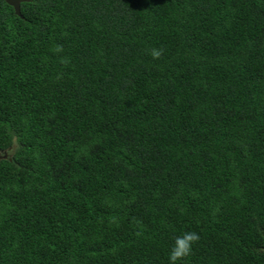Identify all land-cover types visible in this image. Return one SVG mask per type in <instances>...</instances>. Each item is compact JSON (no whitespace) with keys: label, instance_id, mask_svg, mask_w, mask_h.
<instances>
[{"label":"trees","instance_id":"obj_1","mask_svg":"<svg viewBox=\"0 0 264 264\" xmlns=\"http://www.w3.org/2000/svg\"><path fill=\"white\" fill-rule=\"evenodd\" d=\"M20 13L0 0V264H169L186 231L177 264H264V0Z\"/></svg>","mask_w":264,"mask_h":264},{"label":"clouds","instance_id":"obj_2","mask_svg":"<svg viewBox=\"0 0 264 264\" xmlns=\"http://www.w3.org/2000/svg\"><path fill=\"white\" fill-rule=\"evenodd\" d=\"M63 50L62 46L57 45L53 51L61 52ZM152 56L158 58L161 55L159 50H153ZM61 63H66L65 60H61ZM200 240L198 233L194 231H186L182 235L176 236L174 238V244L168 253L169 264H177L178 261H182L191 255L193 250V245H195Z\"/></svg>","mask_w":264,"mask_h":264},{"label":"water","instance_id":"obj_3","mask_svg":"<svg viewBox=\"0 0 264 264\" xmlns=\"http://www.w3.org/2000/svg\"><path fill=\"white\" fill-rule=\"evenodd\" d=\"M26 1H28V0H5V2L8 5L13 7L15 14L18 15V16H21L20 4L22 2H26ZM6 154H7V150H4V151L0 152V158H8V156H6Z\"/></svg>","mask_w":264,"mask_h":264},{"label":"rangeland","instance_id":"obj_4","mask_svg":"<svg viewBox=\"0 0 264 264\" xmlns=\"http://www.w3.org/2000/svg\"><path fill=\"white\" fill-rule=\"evenodd\" d=\"M15 146H16V145H14L13 149L11 148V149L7 150V154H6V156L10 157V156L12 155V153L14 152V148H15Z\"/></svg>","mask_w":264,"mask_h":264}]
</instances>
